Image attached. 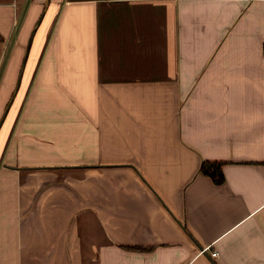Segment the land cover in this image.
<instances>
[{
    "label": "crops",
    "instance_id": "1",
    "mask_svg": "<svg viewBox=\"0 0 264 264\" xmlns=\"http://www.w3.org/2000/svg\"><path fill=\"white\" fill-rule=\"evenodd\" d=\"M47 1L0 127V264H264V0H0V118Z\"/></svg>",
    "mask_w": 264,
    "mask_h": 264
},
{
    "label": "water",
    "instance_id": "2",
    "mask_svg": "<svg viewBox=\"0 0 264 264\" xmlns=\"http://www.w3.org/2000/svg\"><path fill=\"white\" fill-rule=\"evenodd\" d=\"M47 4H48V1L46 2L44 11L42 12V14H41L36 26L33 28L32 33H31V35L29 37V40H28V43H27V48H26L25 55H24V59H23L22 66H21V70H20V73H19V76H18L17 84H16L14 92H13V94H12V96H11V98H10V100H9V102H8V104H7V106H6L5 110H4L1 118H0V127H1V125H2V123L4 121V119H5L8 111H9V109H10V107H11V105H12V103H13L15 97H16V95H17V92L19 91L20 86H21L24 70H25V67H26V62H27V59H28V56H29L30 48H31V45H32L33 37H34V33H35L37 27L40 25L44 15H45Z\"/></svg>",
    "mask_w": 264,
    "mask_h": 264
},
{
    "label": "trees",
    "instance_id": "3",
    "mask_svg": "<svg viewBox=\"0 0 264 264\" xmlns=\"http://www.w3.org/2000/svg\"><path fill=\"white\" fill-rule=\"evenodd\" d=\"M223 163L221 160H204L200 165V172L210 176L215 183L221 184L225 181Z\"/></svg>",
    "mask_w": 264,
    "mask_h": 264
},
{
    "label": "built area",
    "instance_id": "4",
    "mask_svg": "<svg viewBox=\"0 0 264 264\" xmlns=\"http://www.w3.org/2000/svg\"><path fill=\"white\" fill-rule=\"evenodd\" d=\"M208 247H209V246L204 247V248L202 249V252H204L206 249H208ZM217 254H218L217 251H215V250L211 251V255H212V256H216Z\"/></svg>",
    "mask_w": 264,
    "mask_h": 264
}]
</instances>
